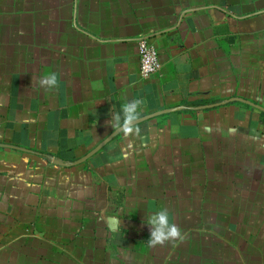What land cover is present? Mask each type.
Here are the masks:
<instances>
[{
    "label": "crops",
    "instance_id": "1",
    "mask_svg": "<svg viewBox=\"0 0 264 264\" xmlns=\"http://www.w3.org/2000/svg\"><path fill=\"white\" fill-rule=\"evenodd\" d=\"M159 71L139 76L137 43ZM264 0H0V264H264Z\"/></svg>",
    "mask_w": 264,
    "mask_h": 264
},
{
    "label": "water",
    "instance_id": "2",
    "mask_svg": "<svg viewBox=\"0 0 264 264\" xmlns=\"http://www.w3.org/2000/svg\"><path fill=\"white\" fill-rule=\"evenodd\" d=\"M233 102H238V103H242L245 105H249L251 107H254L255 109L264 112V109H262L259 106H256L254 104H252L251 102L244 100V99H239V98H233V99H229V100H225L219 104H213V105H209V106H200V107H195V108H189V107H185V106H181V107H177L174 109H169V110H163V111H159L156 113H152L150 115H147L145 117H142L138 120L129 122L124 124L123 126L117 128L115 131H113L106 139H104L97 147H95L91 152H89L87 155H85L83 158L75 161V162H63L60 159H55L53 161L54 165L60 166V167H72V166H76L79 165L81 163L86 162L91 156H93L94 154H96L100 149H102L107 143H109L111 140H113L116 136H118L121 132L125 131L128 128H131L141 122L153 119L157 116L160 115H164V114H169V113H174V112H181V111H185V110H209V109H213L219 106H223L229 103H233Z\"/></svg>",
    "mask_w": 264,
    "mask_h": 264
},
{
    "label": "built area",
    "instance_id": "3",
    "mask_svg": "<svg viewBox=\"0 0 264 264\" xmlns=\"http://www.w3.org/2000/svg\"><path fill=\"white\" fill-rule=\"evenodd\" d=\"M137 51L139 59V76L141 79H148L155 75L160 69L158 53L146 38L138 41Z\"/></svg>",
    "mask_w": 264,
    "mask_h": 264
}]
</instances>
